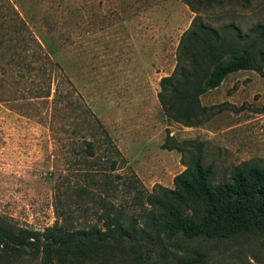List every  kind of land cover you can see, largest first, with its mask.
<instances>
[{
  "label": "rangeland",
  "instance_id": "1",
  "mask_svg": "<svg viewBox=\"0 0 264 264\" xmlns=\"http://www.w3.org/2000/svg\"><path fill=\"white\" fill-rule=\"evenodd\" d=\"M188 2L0 0V219L43 230L101 226L110 205L125 219L138 216L141 193L172 187L195 146L214 184L243 161L264 163V78L252 70L200 95L201 104L216 106L199 125L163 113L159 80L175 68L196 15L241 34L264 25V0ZM85 140L94 141L91 157ZM134 177L141 193L129 188ZM175 241L181 248L148 243L152 263L200 252L202 264H264V234Z\"/></svg>",
  "mask_w": 264,
  "mask_h": 264
},
{
  "label": "trees",
  "instance_id": "2",
  "mask_svg": "<svg viewBox=\"0 0 264 264\" xmlns=\"http://www.w3.org/2000/svg\"><path fill=\"white\" fill-rule=\"evenodd\" d=\"M228 30H234L237 42H228ZM250 35L252 39L243 43ZM239 70H252L264 78V25L257 23L241 34L230 25L213 28L196 15L181 35L175 68L159 80L157 97L163 113L186 126L201 124L216 105L201 104L200 95ZM105 137L110 149L120 155ZM85 144L88 156H93L94 141L85 140ZM117 167L118 161L112 159L110 169ZM213 174L211 164L202 161L201 148L195 146L169 189L158 186L141 193L134 177L128 183L129 188L141 193V223L137 215L125 219L121 211H115V205H110L112 213L101 214V226L69 228L54 223L38 230L0 219V264H30L35 260L37 264H124L127 258L129 264H154L147 246L155 240L181 248L175 241L178 234L188 239L264 234V163L243 161L226 182L212 183ZM202 262V254L196 252L169 264Z\"/></svg>",
  "mask_w": 264,
  "mask_h": 264
},
{
  "label": "crops",
  "instance_id": "3",
  "mask_svg": "<svg viewBox=\"0 0 264 264\" xmlns=\"http://www.w3.org/2000/svg\"><path fill=\"white\" fill-rule=\"evenodd\" d=\"M242 71H245V70L235 71L234 73H238V72H242ZM232 73H233V72H232ZM227 76H229V74H228ZM227 76H226V77H227ZM226 77H225V78H226ZM225 78H224V80H225ZM224 80L221 82V84H223ZM216 88H218V86H217ZM216 88H214V89H216ZM211 90H212V89H211ZM209 91H210V90H209Z\"/></svg>",
  "mask_w": 264,
  "mask_h": 264
}]
</instances>
